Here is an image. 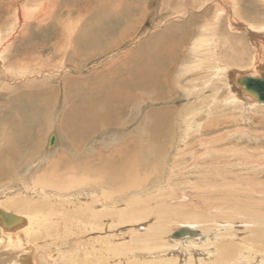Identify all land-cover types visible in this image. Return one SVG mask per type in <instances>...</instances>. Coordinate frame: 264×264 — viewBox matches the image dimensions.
I'll return each mask as SVG.
<instances>
[{
	"label": "rangeland",
	"instance_id": "rangeland-1",
	"mask_svg": "<svg viewBox=\"0 0 264 264\" xmlns=\"http://www.w3.org/2000/svg\"><path fill=\"white\" fill-rule=\"evenodd\" d=\"M166 1H171L170 5H172L171 8L173 9L179 0H134L133 3L137 5V9L134 11L130 8V13L133 14L131 15V21H129L130 25L128 27H122L123 29L119 26L121 30L114 29L111 33L112 35L107 36V40L103 41V51L98 54L95 47L99 42L96 40L97 43H95V41L90 43L85 42V47H81L83 46V44L80 43L81 33L85 30V27L89 26L88 24L93 19L91 22L92 24L97 17H102L104 19L115 18V15L111 14L112 11L107 13L106 7H103L105 4H108L109 7L118 4L116 5L117 15L124 14L127 11L125 7L133 4H127L126 0H0V43L6 39H8L6 42L10 40L6 45V49H0V62H3L4 65H10L14 63L15 60L18 61L21 58L20 61L24 62V64L31 65L30 62L32 63L35 61L34 58H36V56H41L43 54L39 57L44 61L43 63H48L50 66H52L51 63H57V67L59 66L57 70L61 69L60 65H64L65 63L64 68L71 70L67 74L63 72L58 74V71H56L54 74L57 79L55 76H52L54 80L51 78V75L47 73L53 72L51 69L43 71L39 76L35 75V72L38 70H34L33 73L32 71H28L27 73H22L19 77L10 76V78L4 70L6 67L3 68L1 65L2 63H0V83L7 81L8 78L10 79V86L3 82L2 84L4 86L2 85V87L5 88L2 89L5 91L2 89L0 91V130L2 131H0V149L3 147L2 150H4L0 151L3 152L2 157L7 153L5 151L8 148L6 142L10 141V138L19 141L21 145L25 143L21 150L23 158L22 166L18 169H14L12 174H5V180L0 183V201H2L5 206L11 207L10 209L15 213L39 219L40 224L38 225L40 229L37 232V236L33 237L34 241L29 244L42 251L44 250V253L47 252L48 255L52 257L48 260H51L53 264H221V262L227 264L231 259H234V263L229 262L228 264H259L261 260L264 259V256L261 257L262 254L264 255V220H256L257 218L255 215L256 210H258L261 211V218L264 217V118L262 119L264 111L261 109V111L257 112L260 105H262L260 107H264V103H257L251 101V99H244L241 95L240 87L237 86L236 89L232 86H236L234 82L235 74L237 75L239 73L243 76L258 77L261 73H255V69L251 68L252 64L250 62L249 66L246 68L228 67L227 71L229 73L226 69L222 71L220 67L217 68V65L210 61L216 58L214 56L215 53L209 54V57H207L210 63L204 64L200 60L201 65H203V71H196L193 69L195 60H197L196 58L194 59V46L196 45L194 40L201 42V37L205 36L204 34H206V36L215 35L216 39L219 38L218 48H220V50L218 49V55H222L219 54V52L222 51L224 58H221L220 61L223 63L231 60L232 57L231 54V57L227 54L231 41L228 45H225L224 48L222 47L229 39H233L235 45L238 44L237 50L235 51L238 55L243 45L248 48H254L253 44L259 42L260 49L257 50V57L260 58V60H258L256 64H260L261 62L262 65H264V52H261V40L264 41V0H242L239 5L234 4L233 1L227 3L225 0H209V2L207 0H196V2H194V0H186L185 6L188 7L187 10L190 11L191 8H194L196 12L200 11L202 10L201 7L206 3L207 5L205 6L211 7L206 11H202L205 12V14L201 17L206 18V15H208L206 20L210 19V21L214 23L219 19L218 22L216 21V24L212 22L213 27L204 29V32L202 31L204 27L202 22L201 24H199L198 21L189 23V18H186L187 16L175 17L174 11L171 13L172 15L170 13L169 15L165 14L166 7L164 3H166ZM127 2L131 3V0H127ZM220 6L221 8L225 7L226 12V14L225 12L222 14V17H220L219 12H217ZM256 8H261L262 12L260 10V12L257 13ZM235 10H240L241 12L237 13L236 17L234 14ZM140 12L142 17L138 15ZM192 15H194V13H192ZM126 20L127 19L122 20V22ZM220 20L222 21L221 23ZM237 20H241L244 24L240 25ZM37 22L39 24L36 26ZM231 23H233V25H231ZM27 24L28 26H26ZM246 26H253L254 28H249L247 33L245 31ZM237 27L240 28L238 29ZM258 27H260V31L255 33ZM168 29H176L177 31L174 34V37L176 35L175 39L168 38V40L165 41L169 47H167L165 51L162 50L164 53L161 54L162 57L166 56L165 58L167 61L169 60L168 65L164 69L163 67L161 69V72L167 69V72L161 77V86L165 88L162 95L154 100L152 99L154 96L151 91V95H146L147 92L143 90L142 96L145 97L144 99H150L148 101H143L141 99L140 101H142V104H140L137 109L135 96H138V94H132L129 101L130 106L126 107L121 117L122 119L118 120L119 123L116 120L114 122H109L110 119H106L107 115L103 112L100 115L106 119L105 122H108V125L105 123L108 126L107 128L104 127L105 124H103L102 127L101 121H98L100 126L96 125L95 127H91V121H89L90 123L83 124L81 129L83 136H79L81 139L78 137V139H70L69 132L64 129L65 122L63 123V121L66 120L63 119H66L68 112L77 104L74 100H82V95L71 99L69 91L67 92L65 89L66 83L73 80L79 83L83 81L89 82L91 83V91L88 89L89 92L86 93V99H88V96L102 99L105 95L102 96L101 91L104 92L105 87L100 85L99 82H96V76L98 75L99 78L103 76L102 78H105L104 76L106 74L109 75L113 70L116 71L119 70V68L121 69L120 65H125L126 60L129 64L134 62L139 66H146L143 64L145 62L147 63L146 57L142 59L140 57L138 58L135 56L136 54L134 52L138 50L144 42H148L149 40L157 41L156 36L159 34L160 38L165 40L166 37L164 39L161 32L168 31V33H172L171 30L169 31ZM200 30L204 34L200 32ZM88 32L89 31H86L84 35L89 36ZM249 34H256L259 36L249 39ZM29 36H31V39ZM181 36H183L182 39H184L183 42L185 43L183 45H180L182 39H177ZM56 37L60 41H58ZM23 38L30 41L26 42L27 40ZM50 38L55 41H52ZM65 38H70L69 40H71L70 43H72V45L68 43L69 40L68 42L65 41ZM78 40L79 42H77ZM64 41L67 44H65ZM20 42L26 44L22 45ZM31 42L35 43L32 44ZM61 42L64 43L61 45ZM28 43L30 44L28 45ZM78 43L79 45H77ZM55 45L58 47L56 48ZM101 45L102 39L99 48ZM79 48L84 49L80 50ZM56 49H60L61 52L59 53V50L57 51ZM152 49L153 47H147L144 49V52L148 50L147 53L149 52L148 54L151 55ZM67 50L72 55L71 59V55L69 59H67L69 64L66 63L65 59H62V57L65 58L63 53L64 51L66 53ZM77 51H83L87 55L85 56L83 52L81 53L82 56L80 54L78 55L75 53ZM8 52L9 56L5 58ZM20 54H23L22 56L24 58ZM58 55L60 57H58ZM154 55L153 53V58ZM75 56H77V59ZM50 57L53 60H51ZM183 69L185 71V74L183 73L184 77L180 75L179 72ZM77 71L83 72L82 75H79L81 73H77ZM253 72L256 75L253 74ZM172 73H174V77H176L177 80L175 79V85H171L169 91H167L168 85H166V83H168L169 78L173 76ZM215 73L217 75H214ZM26 74L29 75L26 77ZM123 76L126 77L127 75L123 74ZM43 79H45V82L41 81ZM138 79L139 78H134L133 81L137 82ZM25 80L27 82H25ZM32 82L38 84L34 83L32 85ZM14 84L18 85L16 86ZM47 86H54L56 88L55 91H51L53 95L51 96L52 101H50V104L51 102L53 103L50 105L51 109H49L47 115L41 114V117L36 119L37 121H35V124H38L37 126L33 125V128L32 124L34 122L31 121L28 116L34 114V109H36L35 106L30 104L26 105L24 102L20 101H10L17 96L22 97V99L26 101L28 100L27 98L33 100L34 97H40L39 94H41V91L50 88ZM32 87L35 90H32ZM24 88L27 89L25 90ZM207 89L209 90L207 91ZM72 90L78 92L74 88H72ZM37 92L39 93L35 96ZM156 92H158V89ZM30 94L34 97L30 96ZM62 94L64 95L62 96ZM62 97L67 100H63ZM234 97H236V99ZM233 100L234 102H231ZM216 101L221 102L222 105ZM244 101L246 102L244 103ZM60 102L62 103L60 104ZM213 103L216 104L213 105ZM36 105L38 104L36 103ZM212 105L217 108H213ZM209 107L212 109H209ZM13 108H15V110ZM134 108L136 109L134 110ZM168 108L171 109L172 112L168 113ZM17 110L22 112H18V115L16 112ZM156 110H160L161 112H156ZM119 111L120 108L116 113ZM121 111L123 112V107H121ZM149 113L153 116L149 117ZM156 113L164 114V117L161 120H156L155 124L156 126L158 124V126L154 129L153 121L157 116ZM24 116H27V119ZM22 117L23 120L26 119L25 125H27L22 128L23 130L20 129L19 124V120L22 119ZM166 117L169 118V123L165 125V130L164 127H162L163 130L159 131V126L165 121ZM192 117H195L194 120ZM189 118H191L193 122ZM244 118L245 120H243ZM28 119L30 122L27 121ZM93 119H96V116ZM3 121H10L13 125L17 124L18 130H16V127H14L13 130L15 135L12 136L11 132L8 134L9 129L3 131L4 129H2V126L5 123ZM71 121L75 123L74 127H77L78 124L82 122V119L79 117L77 119H71ZM51 123H53V126H51ZM199 125H203L202 128ZM38 126L40 129L37 134L36 128H38ZM26 127L29 131L26 129L28 133L25 132L23 136L22 132L26 131L24 130ZM188 129L190 131H188ZM33 130H36V139ZM149 130L150 132H148ZM203 130H206V132H203ZM197 132L200 133L197 134ZM207 132L209 135L205 136L204 134H207ZM148 133L152 135L154 143H157L159 140L164 141L165 138L170 139L173 136L171 146L165 150H160L161 147L164 149L167 146L166 141L162 145L160 142L159 146L148 144L151 140L149 136H147ZM30 134L33 135L31 136ZM52 135L56 136L57 142L53 147H50L49 143ZM193 136L197 139L193 138ZM30 137H33L35 139L34 141L37 140V145H41V149L39 147L40 150L35 152V154L34 152L32 154L29 152L34 142L33 138L31 140ZM23 138L27 142H25ZM176 138L179 140H175ZM180 140H182L181 143ZM79 141L82 144H80L81 146L79 145ZM195 142H198L197 146ZM182 143L191 144L192 150L188 148L189 145L185 146L182 145ZM178 146L181 147V152ZM119 148H122L120 149L121 151L118 150ZM114 149H116V152ZM127 151L128 153H126ZM120 156L122 157L120 158ZM99 157L102 159L112 158L113 162L112 164L100 165L101 159ZM56 160L57 163L59 162L58 165H60L61 168L56 169L54 175H41V178H38V176L42 174L43 171L46 172V170L50 168V164L56 162ZM154 160H156V162H154ZM1 161L2 159H0V162ZM2 165L6 168L9 167L4 164ZM84 166L87 170H85L86 168ZM0 167L2 166L0 165ZM2 170L5 172L6 169L4 168ZM2 170L0 169V172H2ZM7 170L9 169L7 168ZM129 171H131V173ZM20 172L22 173L20 174ZM114 173H116L115 177L112 176ZM17 174L19 177H17ZM121 174H124L123 179L119 177ZM36 175H38V180ZM218 175H220L218 179H213V176L217 177ZM34 178L37 181H34ZM139 181L142 184L139 183ZM199 181H201V183ZM135 184L137 189H135ZM239 185L244 188L241 190V188L238 187ZM123 189H128L129 192L127 193V191ZM236 189L238 193L240 192L239 194H242L241 196L235 191ZM227 196H229L230 199ZM234 196H237V199L242 201L238 202L237 200L239 204H234L235 206L230 205V201H234ZM243 196L246 198L244 199ZM253 199L256 201L258 209L252 204L254 209L252 213H248L246 210H243L245 209L243 204L245 202L252 203L251 201ZM187 200L189 202H187ZM197 203L199 205H197ZM221 203H225V205ZM207 208L209 209L207 210ZM185 218L188 219L185 220ZM166 219L169 221L166 222ZM170 219L172 221H170ZM254 223H257L255 224L257 227ZM160 225L163 226L159 232V236L155 237V228ZM185 225L186 227H191L192 230L199 231L201 237L202 235L204 236V238L200 237V242L198 241L199 243L197 245H193L198 250L189 243H184L185 246H183L184 244L182 242H173L171 240V232H174L179 226ZM163 227L166 229H163ZM136 228L140 231H137L138 229L135 230ZM209 230L211 232H208ZM218 236L224 237L225 239L227 236H232L231 240H223V242L219 240V243L229 244L230 242L232 246L235 245L237 253L235 252L233 257L226 254L224 255L226 260L223 261L217 260L216 257L212 260L211 258H206L207 249L212 248L209 250L210 253L213 249H217L218 243L215 239ZM103 238L104 240H102ZM257 239L258 242L255 241ZM3 242L7 243V240L4 237H0V251L4 250L1 249ZM258 244H260V246ZM249 248H251V254L247 251ZM202 249L203 251H201ZM152 250L153 253H151ZM189 251H191V255ZM238 251L242 252L239 253ZM254 252L259 258L254 255ZM147 253L152 254V256L141 257L142 254L144 255ZM172 254L173 256H170ZM247 255L249 257H247ZM28 256L29 253H26L25 257L28 258ZM201 256L202 258H200ZM245 259L247 260L244 261ZM7 261H9V257ZM212 261L214 262L212 263ZM37 263L43 264L40 260Z\"/></svg>",
	"mask_w": 264,
	"mask_h": 264
},
{
	"label": "bare ground",
	"instance_id": "bare-ground-1",
	"mask_svg": "<svg viewBox=\"0 0 264 264\" xmlns=\"http://www.w3.org/2000/svg\"><path fill=\"white\" fill-rule=\"evenodd\" d=\"M133 1L134 0H131V3H129V2H127V0H126V3L127 4H133V5H129L128 7H125V10L127 9V11L124 13V14H120V15H117L116 14V10H117V7H116V5H118V4H114V5H111L110 7H109V5L108 4H105L103 7H106V10H107V13H110L111 11H112V15L114 14L115 15V18H112V19H104V18H102V17H97V18H95L94 19V22L91 24V22L93 21V19L91 20V22L88 24L89 26H86L85 27V30L81 33L82 34V36H81V41H80V43H82L83 44V46H81V47H85V42H93V41H97V42H99L98 43V45L95 47L96 48V50H97V53L99 54V53H101L102 51H103V41H106L107 40V36H110V35H112L111 33H112V31L114 30V29H120V27L122 28H124V27H128L129 25H130V22L129 21H131V18H132V16L131 15H133L132 13H130V11L131 10H136L137 9V5H135L134 3H133ZM150 1V0H149ZM208 2H209V0H207ZM227 3H231L232 1L234 2V4H240L241 3V1L242 0H225ZM225 1H224V3H225ZM185 2H186V0H179L178 2H177V4H176V6L172 9L171 7H172V5H170V3H171V1H166V3H164V6L166 7V13L165 14H168L169 15V13L171 14V13H173V11H174V13H175V17L177 16V17H182V16H187L186 18H189V23H194V22H196V21H198L199 22V24H201V22L203 23V25H204V27L202 28L203 30V32H204V29H209V28H211V27H213V25H212V22L210 21V19H208V20H206L207 19V16L208 15H206V18L205 17H201V16H203L204 14H205V12H202V11H206L207 9H210L209 7H211V6H205V5H207L206 3H205V5L203 6V7H201V5H200V7L202 8V10H200V11H195L194 10V8H191V10L189 11V10H187V8L188 7H186L185 6ZM194 2H196V0H194ZM223 3V4H224ZM218 4V3H217ZM203 5V4H202ZM231 5V4H230ZM122 6V5H121ZM121 6H119V7H121ZM223 6V5H222ZM162 7V6H161ZM233 7V6H232ZM260 7V6H259ZM130 8H131V10H130ZM38 9V8H37ZM22 10V9H21ZM139 10V9H138ZM260 10H261V12H262V9L260 8V9H257L256 8V12L257 13H259L260 12ZM236 11V10H235ZM234 11V14H235V17L237 16V13H241L240 12V10H237L236 12ZM202 12V13H201ZM217 12H219V14H220V17H222V14L225 12V7H222L221 8V6L219 7V9H218V11ZM230 12H232V11H230ZM34 13V12H33ZM135 13V12H134ZM192 13H194V15H192ZM253 13H255V12H253ZM252 13V14H253ZM225 14H226V12H225ZM140 17H142V15H141V12L138 14ZM172 15V14H171ZM218 15V14H217ZM23 16V15H22ZM32 17V16H31ZM156 17V16H155ZM235 17H234V20H235ZM38 18V17H37ZM68 18V17H67ZM108 18V17H107ZM209 18V17H208ZM217 18V17H216ZM125 19H127L126 21H123L122 22V20H125ZM221 19V18H220ZM21 20V19H20ZM69 20V19H68ZM40 21V20H39ZM42 21V20H41ZM153 21V20H152ZM157 21V20H156ZM217 22L219 21V19L218 20H216ZM216 21H215V23L214 24H216ZM237 21H239L238 23L240 24V25H243L244 24V22H241V20H237ZM71 22V21H70ZM76 22V21H75ZM222 21L220 20V23H221ZM234 22V21H233ZM72 23V22H71ZM161 23V22H160ZM167 23V22H166ZM189 23H187V24H189ZM37 24H39L38 22L36 23V26H37ZM229 24V23H228ZM231 25H233V23H231ZM20 26V25H19ZM26 26H28V24L26 25ZM120 26V27H119ZM165 26H166V24H165ZM176 26V25H175ZM221 26V25H220ZM235 26V25H234ZM41 27V26H40ZM122 28V29H123ZM161 28V27H160ZM200 28V27H199ZM222 28H223V26H222ZM238 29L240 28V27H237ZM249 28H254L253 26L252 27H248V26H246V32H247V30L249 29ZM177 29V28H176ZM172 30V29H168L169 31L171 30V32L172 33H168V31H165V32H161V35H163L164 36V39H165V37H166V39L165 40H162V38H160V34L158 35V36H156L157 37V41H155V40H149L148 42H144L143 43V45H141L139 48H138V50H136L134 53L136 54L135 56L136 57H140L141 59L143 58V57H146V60H147V63L145 62V63H143L144 65H146V66H139V65H137V64H135L134 62L133 63H131V64H129L128 62H127V60H126V64L125 63H123V64H125V65H120V67H121V69L119 68V70H113L112 71V73H110L109 75L108 74H106L104 77L105 78H102L103 76H101V78H99L98 77V75L96 76V82L98 83H100V85H103L104 87H105V91L103 92V91H101V94H102V96L103 95H105L102 99H98V98H92V97H89L88 96V99H86V93H88L89 92V90L91 91V87H90V84L91 83H89V82H86V81H83V82H76V81H69V82H67L66 83V86H65V89H66V91L68 92L69 91V94H70V98L72 99V98H74V97H78V96H81L82 95V100H74V102H76L77 104H75V107L74 108H72L69 112H68V114H67V116H66V119H63V120H66V121H63V123L65 122V124H64V129L65 130H67L68 132H69V134H70V139L72 138V139H75V138H79V136H83L82 135V132H81V129H82V127H83V124L84 123H90L89 121H91V127H95L96 125H99L100 126V124H98V121H101L102 122V127H103V124H107L108 122L106 121L105 122V120L106 119H110V121L109 122H114L115 120L118 122V120L119 119H122L121 117L123 116V114H124V112H125V110H126V107L127 106H130V97H131V95L132 94H134V95H136L135 93H137L138 94V96H135V102L137 101V105H136V108L138 109V107L140 106V104H142V101H140L141 99L143 100V101H148L149 99H144L145 97H143L142 95H143V90L144 91H146L147 93H146V95H148V94H150L151 95V92L153 93L152 95L154 96L152 99H156L157 97H159V96H161L162 95V93L164 92V89L165 88H162V86H161V77H162V75L165 73V72H167V69H166V71H164V70H162V72H161V69H162V67H163V69L168 65V63H169V60L167 61L166 60V56H163L162 57V53H164V51L166 50V48L167 47H169V45H167L166 44V40H168V38H172V39H175L176 38V35H175V37H174V34L176 33V31L177 30ZM195 29V28H194ZM233 29V28H232ZM121 30V29H120ZM161 30H163V29H161ZM167 30V29H166ZM86 31H89L88 32V34H89V36H87V35H84L85 34V32ZM91 31V32H90ZM198 31V30H197ZM201 30H200V32H202ZM206 31V30H205ZM227 31V30H226ZM239 31V30H238ZM250 31V30H249ZM260 31V27H258L257 29H256V32L255 33H258ZM202 32V33H203ZM243 32H244V30H243ZM253 32V31H252ZM16 33V32H15ZM47 33V32H46ZM52 33H54V32H52ZM214 33H215V31H214ZM219 33V32H218ZM229 33V32H228ZM248 33V32H247ZM158 34V33H157ZM204 34V33H203ZM213 34V33H212ZM227 34V33H226ZM32 35H34V34H32ZM57 35V34H56ZM84 35V36H83ZM123 35V34H122ZM189 35V34H188ZM205 36H202L201 37V39H202V41L201 42H199L198 40H194L195 41V46H194V59L196 58L197 60H195V63H194V67H193V69L194 70H196V71H198V70H201V71H203V69H202V66L203 65H201V63H200V60H201V62L202 63H204V64H206V63H210V61H212V62H214L216 65H217V68H221V70L223 71V69L225 70L226 69V71H227V68L228 67H236V68H246L247 66H249V62L252 64V67L251 68H253V69H255L254 71H255V73H257L258 74V72H260L261 73V71L263 72V70H264V65H262V63L260 62V64H256L257 62H258V60H260V58H258L257 57V50L258 49H260V43L259 42H257L256 44L254 43L253 45H254V48H251V47H247V46H242V48H241V52H240V54L238 55V54H236L235 53V51L237 50V45H235L234 44V42H233V39L231 40V39H229L228 41H227V43L226 42H224V43H226V44H224V46H222L223 48L225 47V45H228L229 43H230V41H231V43H230V45H229V51L227 52V54H228V56L231 54L232 55V57H231V55H230V57H231V60H228V61H225L226 63H223V62H221L220 60H221V58H224V55H223V53H222V51H220L219 52V54H222V55H218V49L220 50V48H218V45H219V41L220 40H218L219 38H217L216 39V36L215 35H210V36H206V34H204ZM217 35V34H216ZM12 36V35H11ZM147 36V35H146ZM221 36V35H220ZM219 36V37H220ZM229 36H230V34H229ZM247 36H248V34H247ZM259 35H256V34H249V39H251V38H254V37H258ZM263 36V35H262ZM261 36V37H262ZM24 37V36H23ZM44 37V36H43ZM42 37V38H43ZM49 37V36H48ZM58 37V36H57ZM56 37V38H57ZM60 37V36H59ZM155 37V38H156ZM222 37V36H221ZM227 37V36H226ZM8 38V37H7ZM26 38V37H25ZM25 38H23V39H25ZM28 38V37H27ZM29 38L31 39V36H29ZM45 38V37H44ZM53 38V37H52ZM52 38H50L51 40H52ZM55 38V37H54ZM61 38V37H60ZM183 38V36H181V37H178L177 39L178 40H181ZM47 39V38H46ZM58 39V38H57ZM66 40L65 41H67L68 42V40L70 39H68V38H65ZM101 39H102V45H101V47L99 48V45L101 44ZM227 39V38H226ZM6 40H8V39H6ZM6 40H3L1 43H0V49L2 50L3 48H5L6 49V45H7V43L8 42H10V40L8 41V42H6ZM25 40H27V39H25ZM62 40H64V39H62ZM183 40L184 39H182V43L180 44V45H183V44H185L184 42H183ZM223 40V39H222ZM225 40V39H224ZM238 40V39H237ZM28 41H30V40H27L26 42H28ZM41 41V40H40ZM43 41H45V40H43ZM52 41H55V40H52ZM58 41H60L59 39H58ZM57 41V42H58ZM64 41V42H65ZM95 41V43H97ZM235 41V40H234ZM24 42V41H23ZM51 42V41H50ZM63 42V43H64ZM71 42V40H69V42L68 43H70ZM72 42H73V40H72ZM77 42H79V40L77 41ZM168 42V41H167ZM173 42V41H172ZM177 42V41H176ZM232 42H233V44H232ZM241 42H242V40H241ZM21 43V42H20ZM32 44L33 43H35V42H31ZM62 42H61V45L63 44ZM145 43H147V44H145ZM22 44V43H21ZM24 44V43H23ZM22 44V45H23ZM26 44V43H25ZM24 44V45H25ZM30 43H28V45H29ZM39 44V43H38ZM37 44V45H38ZM42 44H43V42H42ZM56 44V43H55ZM65 44H67L66 42H65ZM71 45H72V43H70ZM70 44H68V45H70ZM74 44V43H73ZM243 44V43H242ZM17 45V44H16ZM49 45V44H48ZM60 45V44H59ZM77 45H79V43L77 44ZM93 45V44H92ZM174 45V44H173ZM177 45V44H176ZM187 45V44H186ZM27 46V45H26ZM56 46V45H55ZM64 46V45H63ZM175 46V45H174ZM2 47V48H1ZM29 47V46H28ZM33 47H35V46H33ZM42 47V46H41ZM47 47V46H46ZM53 47V46H52ZM58 46H56V48H57ZM68 47V46H67ZM70 47V46H69ZM147 47H153V49H152V51H151V55L150 54H148L147 53V51L145 50V52H144V49L145 48H147ZM179 47V46H178ZM12 48V47H11ZM17 48H19V47H17ZM22 48H23V46H22ZM21 48V49H22ZM32 48V47H31ZM54 48V47H53ZM71 48H72V46H71ZM26 49V48H25ZM33 49V48H32ZM62 49V48H61ZM74 49V48H73ZM72 49V50H73ZM80 49V48H79ZM79 49H77V50H79ZM82 49H84V48H82ZM82 49H80V50H82ZM226 49V48H225ZM20 50V49H19ZM24 50V49H23ZM41 50V49H40ZM39 50V51H40ZM46 50V49H45ZM50 50V49H49ZM54 50V49H53ZM57 51L59 50V53L61 52L60 51V49H56ZM75 50V49H74ZM162 50H164V51H162ZM168 50V49H167ZM170 50H172V49H170ZM169 50V51H170ZM261 52H264V41L263 40H261ZM33 51V50H32ZM35 51V50H34ZM62 51H63V49H62ZM76 51V50H75ZM239 51V50H238ZM4 52V51H3ZM24 52V51H23ZM41 52V51H40ZM83 51H77V52H75V53H77L78 55L80 54L81 56H82V53ZM128 52V51H127ZM230 52V53H229ZM24 53H26V52H24ZM42 53H44V52H42ZM47 53V52H46ZM55 53V52H54ZM72 53V52H71ZM74 53V52H73ZM72 53V54H73ZM74 53V54H75ZM84 54H85V56L87 55L85 52H83ZM114 53V52H113ZM143 53H146V54H143ZM155 54L154 55V58H153V56H152V54ZM168 53V52H167ZM213 53H215V57L217 58H215L214 60H208L207 59V57H209V54H213ZM56 54V53H55ZM84 54H83V56H84ZM129 54H131V53H129ZM166 54V53H165ZM179 54V53H178ZM261 54V53H260ZM21 55V54H20ZM23 55V54H22ZM21 55V56H22ZM26 55H28V54H26ZM32 55V54H31ZM30 55V56H31ZM37 55H39V54H37ZM43 55V54H42ZM41 55V56H42ZM49 55V54H48ZM63 55L65 56V58H63L62 57V59H65V61H66V63H68L69 64V62H68V60L67 59H69V56L71 55L70 54V52L67 50V52L65 53V51H64V53H63ZM93 55V54H92ZM259 55V54H258ZM6 57L5 58H7V56H9V52L5 55ZM41 56H36V58H34V60L35 61H33L32 63L30 62V64L31 65H28V64H24V62H22V61H20V59L18 60V61H16L15 59V62L14 63H8V64H10V65H4L3 64V62H0V63H2L1 65L3 66V68L4 67H6V68H4V70H5V72H6V74H8L9 75V77L11 76V77H19L22 73H24V72H28V71H32V73L34 72V70H38L37 72H35V75H40L43 71H45V70H47V69H51V71L53 70V72H47L48 74H50L51 75V78H52V76H55L56 77V75L54 74L56 71H58L57 73L59 74L60 72H63V73H68V72H70L71 70H69V69H66V68H64V66H65V63H64V65H60V67H61V69H59V70H57V68L59 67H57V63H54V64H52L51 63V65L52 66H50V64H48V63H43L44 61L43 60H41L39 57H41ZM177 56V55H176ZM181 56V55H180ZM213 56V57H214ZM20 57V56H19ZM23 57V56H22ZM34 57V56H33ZM58 57H60L59 55H58ZM71 57H72V55L70 56V59H71ZM74 57V56H73ZM76 57V59H77V56H75ZM24 58V57H23ZM25 58H26V56H25ZM32 58V57H31ZM51 58V57H50ZM131 58V57H130ZM28 59V58H27ZM26 59V60H27ZM57 59V58H56ZM75 59V58H74ZM78 59H79V57H78ZM83 59V58H82ZM122 59V58H121ZM137 59V58H136ZM193 59V60H194ZM6 60H8V59H6ZM23 60V59H22ZM25 60V59H24ZM31 60V59H30ZM48 60H49V58H48ZM51 60H53L52 58H51ZM61 60V59H60ZM59 60V61H60ZM73 60V59H72ZM125 60V59H124ZM131 60V59H130ZM145 60V59H144ZM178 60V59H177ZM3 61V60H2ZM55 61V60H54ZM74 61H77V60H74ZM137 61V60H136ZM183 61V60H182ZM264 61V60H263ZM9 62H11V61H9ZM46 62V61H45ZM52 62V61H51ZM124 62V61H123ZM149 62V63H148ZM77 63V62H76ZM121 63V62H120ZM137 63H138V61H137ZM46 64H48V65H46ZM139 64V63H138ZM44 65H46V66H44ZM79 65V64H78ZM117 65V64H116ZM147 65H149V66H147ZM261 65V66H260ZM208 66V65H207ZM213 66V65H212ZM29 67H32V68H29ZM116 67V66H115ZM214 67V66H213ZM80 68V67H79ZM117 68V67H116ZM251 68H250V70H251ZM118 69V68H117ZM145 70V71H144ZM106 71V70H105ZM110 71V70H109ZM195 71V72H196ZM111 72V71H110ZM144 72V73H143ZM173 72V71H172ZM180 72V75H182L183 76V73L185 72L184 71V69L183 70H181V71H179ZM193 72V71H192ZM228 72V71H227ZM226 72V73H227ZM233 72V71H232ZM240 72V71H239ZM246 72V71H245ZM250 72H252V71H250ZM56 73V74H57ZM77 73H81V74H79V75H82V73L83 72H78L77 71ZM169 73V72H168ZM188 73H189V70H188ZM194 73V72H193ZM221 73V72H220ZM225 73V72H224ZM229 73V72H228ZM254 72H253V74H255ZM98 74H102V73H98ZM105 74V73H104ZM123 74L125 75H127L126 77H124L123 76ZM167 74V73H166ZM173 74V76H171L170 78H169V80H168V83H166V85H168V88H167V91H169V88L171 87V85H175L174 84V81H175V79H176V77H174V73H172ZM185 74V73H184ZM245 74V73H244ZM29 74H26L25 76L27 77ZM63 75V74H62ZM192 75H194V74H192ZM214 75H217L216 73L214 74ZM256 75V74H255ZM24 76V77H25ZM59 76V75H58ZM94 76V75H93ZM179 76V75H178ZM196 76V75H195ZM260 76V75H259ZM10 77V78H11ZM47 77V76H46ZM61 77V76H60ZM184 77V76H183ZM182 77V78H183ZM241 77H243V75H240L239 73L236 75L235 74V78H234V82H235V85L236 86H234V85H232L233 87H237V80L238 79H240ZM251 77H253V76H251ZM43 78V77H42ZM62 78V77H61ZM60 78V79H61ZM134 78H139L138 79V81L137 82H135V81H133V79ZM177 78H179V77H177ZM180 78H181V76H180ZM231 78V77H230ZM30 79V78H29ZM41 79V78H40ZM53 80H54V78H52ZM56 79H57V77H56ZM229 79V78H228ZM0 80H1V76H0ZM24 80V79H23ZM32 80V79H31ZM37 80V79H36ZM64 80V79H63ZM95 80V79H94ZM177 80V79H176ZM179 80V79H178ZM182 80V79H181ZM30 81V80H29ZM41 81H44L45 82V79H43V80H41ZM49 81V80H48ZM47 81V82H48ZM59 81V80H58ZM183 81V80H182ZM181 81V82H182ZM233 81V80H232ZM5 84H8L9 86H10V79L8 78L7 79V81H3ZM3 82H1L0 83V91H1V89L2 88H5V87H2V83ZM24 82V81H23ZM25 82H27L26 80H25ZM50 82V81H49ZM54 82V81H53ZM65 82V81H64ZM180 82V83H181ZM233 82V83H234ZM18 83V82H17ZM29 83V82H28ZM35 84H38V83H36V82H34ZM33 82H32V85L34 84ZM40 83V82H39ZM43 83V82H42ZM179 83V82H178ZM231 83V82H230ZM48 84V83H47ZM51 84V83H50ZM53 84V83H52ZM165 84V83H164ZM177 84V83H176ZM14 85H18V84H14ZM22 85V84H21ZM24 85V84H23ZM26 85V84H25ZM61 85V84H60ZM163 85V84H162ZM231 85V84H230ZM4 86V85H3ZM35 86H37V85H35ZM54 86H56V85H54ZM51 87V86H47V87H50V88H46L47 90H43V91H41L40 93L41 94H39V96L40 97H36L37 98V100H36V98L33 96V95H31V94H34V93H31L30 94V96H33L34 97V99L33 100H29V98H27L28 100V102L25 100V99H22V97H20V96H17L15 99H13V100H11L10 102H12V101H15V102H24L26 105L27 104H30V105H33V106H35V108L36 109H34V114H32V115H30V116H28V118L31 120V121H33L34 123L32 124V127H33V125H36L37 126V124H35V121H37L36 119L38 118V117H41V114H45V115H47V113H48V111H49V109H51V104L53 103V102H51V104H50V101H52V99H51V96L53 95V92H51L52 90H56V88L55 87ZM87 86H88V88H87ZM112 86V87H111ZM8 87V86H7ZM6 87V88H7ZM20 87V86H19ZM25 87V86H24ZM27 87V86H26ZM42 87V86H41ZM150 87V88H149ZM155 87H158V88H155ZM14 88V87H13ZM18 88V87H17ZM16 88V89H17ZM23 88V87H22ZM21 88V89H22ZM29 88V87H28ZM62 88H63V86H62ZM72 88H74L76 91H78V92H75V91H73L72 90ZM234 88V89H235ZM20 89V90H21ZM25 89V88H24ZM27 89V88H26ZM25 89V90H26ZM34 88L32 87V90H33ZM38 89L40 90V88L38 87ZM41 89H44V88H41ZM58 89H59V87H58ZM64 89V88H63ZM89 89V90H88ZM92 89H93V86H92ZM157 89H158V92H156L157 91ZM195 89V88H194ZM237 89V88H236ZM239 89V88H238ZM3 90V89H2ZM24 90V91H25ZM30 90V89H29ZM35 90V89H34ZM209 89H207V91H208ZM3 91H5V90H3ZM2 91V92H3ZM61 91H63V90H61ZM98 91V90H97ZM149 91V92H148ZM151 91V92H150ZM166 91V92H167ZM206 91V92H207ZM220 91V90H219ZM26 92V91H25ZM34 92V91H33ZM156 92V93H155ZM218 92V91H217ZM221 92V91H220ZM233 92H234V90H233ZM16 93H17V91H16ZM22 94H24V95H26L25 93H23V92H21ZM39 92H37L36 94H35V96L38 94ZM52 93V94H51ZM56 93V92H55ZM61 93V92H60ZM63 93V92H62ZM97 93V92H96ZM219 93V92H218ZM3 94V93H2ZM28 94V93H27ZM232 94V93H231ZM17 95V94H16ZM19 95H21V94H19ZM64 94H62V96H63ZM92 95V94H91ZM189 95H191V94H189ZM23 96V95H22ZM26 96H28V95H26ZM29 96V97H30ZM43 96H46V97H43ZM55 96V95H54ZM93 96V95H92ZM232 96V95H231ZM15 97V96H14ZM25 97V96H24ZM23 97V98H24ZM32 97V98H33ZM97 97H98V95H97ZM233 97V96H232ZM43 98V99H42ZM54 98V97H53ZM228 98H230V97H228ZM235 99H236V97H234ZM241 98V97H240ZM244 99H248V100H250V98L248 97V98H245V97H243ZM11 99V98H10ZM38 99H40V100H38ZM62 99H63V97H62ZM77 99V98H76ZM79 99V98H78ZM63 100H65V99H63ZM67 100V99H66ZM65 100V101H66ZM133 100V99H132ZM131 100V101H132ZM139 100V101H138ZM230 100V99H229ZM237 100H239V101H241L240 99H237ZM38 101H39V103H38ZM54 101V100H53ZM79 101V102H78ZM243 101V100H242ZM252 101V100H251ZM59 102V101H58ZM68 102H69V100H68ZM134 102V101H133ZM139 102V103H138ZM141 102V103H140ZM211 102V101H210ZM209 102V103H210ZM217 102V101H216ZM224 102H225V100H224ZM230 102V101H229ZM231 102H234V100L233 101H231ZM230 102V103H231ZM235 102H236V100H235ZM246 101H244V103H245ZM36 103L38 104V105H36ZM62 102H60V104H61ZM144 103V102H143ZM146 103V102H145ZM217 103H220L221 105H222V103L221 102H217ZM16 104V103H15ZM66 104V103H65ZM210 104H212V103H210ZM216 103H213V105H215ZM232 104V103H231ZM235 104V103H234ZM257 104V103H256ZM9 105V104H8ZM7 105V106H8ZM23 105V104H22ZM58 105V104H57ZM212 105V106H213ZM241 105V104H240ZM248 105H250V104H248ZM259 105V104H258ZM13 106V105H12ZM11 106V107H12ZM194 106V105H193ZM210 106V105H209ZM242 106V105H241ZM246 106H247V103H246ZM260 106H262V105H260ZM259 106V110H258V108H257V112H259V111H261V109L264 111V107L262 108V107H260ZM14 107V106H13ZM21 107V106H20ZM22 107H25V106H22ZM29 107V106H28ZM66 107V106H65ZM69 107H70V105H69ZM121 107H123V112L121 111ZM135 107V106H134ZM159 107V106H158ZM215 106H213V108H214ZM227 107H228V104H227ZM233 107H235V106H233ZM244 107V106H243ZM257 107V106H256ZM16 108V107H15ZM15 108H13L14 110H15ZM27 108V107H26ZM120 108V111L118 112V113H116L117 112V110ZM129 108H131V107H129ZM136 108H134V110L136 109ZM160 108V107H159ZM217 107H215V109H216ZM12 109V108H11ZM33 109V108H32ZM66 109V108H65ZM133 109V108H132ZM161 109H162V107H161ZM209 109H212L211 107H209ZM13 110V111H14ZM165 110H167V109H165ZM5 111V110H4ZM3 111V112H4ZM7 111V110H6ZM12 111V112H13ZM27 112H29L28 110H26ZM25 111V112H26ZM30 111H32V110H30ZM158 111H160V110H158ZM157 110H156V112H158ZM163 111H164V109H163ZM17 112V114H18V112H20V111H16ZM22 112V111H21ZM20 112V113H21ZM55 112V111H54ZM53 112V113H54ZM103 112H105L106 113V115H107V117H106V119H104L100 114L101 113H103ZM161 112V111H160ZM170 112H172V110L171 109H169L168 108V113H170ZM14 113V112H13ZM65 113V112H64ZM63 113V114H64ZM186 113V112H185ZM3 114V113H2ZM1 114V115H2ZM6 114H7V112H6ZM30 114V113H29ZM157 114V113H156ZM173 114V113H172ZM4 115V114H3ZM11 115V114H10ZM19 115V114H18ZM26 115H27V113H26ZM167 115V114H166ZM185 115V114H184ZM187 115V114H186ZM214 115V114H213ZM64 116V115H63ZM96 116V119H93L94 117ZM148 116L149 117H151V116H153L151 113H149L148 114ZM188 116V115H187ZM186 116V117H187ZM9 117V116H8ZM12 117V116H11ZM16 117V116H15ZM14 117V118H15ZM25 117V116H24ZM27 117V116H26ZM25 117V118H26ZM54 117V116H53ZM79 117H81V119H82V122L81 123H79L78 124V126L77 127H74V124L75 123H73L72 121H71V119H77V118H79ZM164 117V114H157V116H156V118L154 119V121H153V128L155 129V128H157V126H158V124H157V126H156V124H155V122H156V120H161L162 118ZM10 118V117H9ZM13 118V119H14ZM17 118V117H16ZM64 118V117H63ZM145 118V117H144ZM195 118V117H194ZM194 118L192 117V119L194 120ZM264 118V113H263V116H262V119ZM27 119V118H26ZM25 119V120H26ZM27 120L28 122H30V120ZM41 119V118H40ZM39 119V120H40ZM43 119V118H42ZM182 119V118H181ZM189 119H191V118H189ZM191 119V120H192ZM204 119V118H203ZM202 119V120H203ZM231 119V118H230ZM16 120V119H15ZM14 120V121H15ZM18 120H19V118H18ZM25 120H23V117H22V119H20L19 120V124H20V129H22L23 127H25V126H27V125H25ZM183 120V119H182ZM188 120V119H187ZM193 120H192V122H193ZM232 120H233V118H232ZM231 120V121H232ZM235 120V119H234ZM243 120H245V118L243 119ZM24 121V122H23ZM3 122H5L4 124H3V126H2V129H4L3 131H5L6 129H9L8 130V134H10L9 132H11V134H12V136L13 135H15L14 133H13V130H14V127H16V130H18L17 128H18V126H17V124H14L13 125V123H11L10 121H3ZM187 122V121H186ZM189 122V121H188ZM203 122V121H202ZM233 122V121H232ZM16 123H17V121H16ZM119 123V122H118ZM169 123V118L168 117H166V119H165V121L163 122V123H161L160 124V126H159V131H162L163 129H162V127H164V130L166 129L165 128V125L166 124H168ZM182 123V122H181ZM55 124V123H54ZM104 125V127L105 128H107L108 126V124L107 125ZM189 124V123H188ZM61 125H62V123H61ZM51 126H53V123H51ZM109 126H111V125H109ZM199 126H201V128H202V126L203 125H199ZM56 127V126H55ZM112 127V126H111ZM34 128V127H33ZM58 128V127H57ZM27 129V127L24 129V130H26ZM39 129H40V127L38 126V128H36V130H37V132H36V130H33V132H34V137H35V132L38 134V132H39ZM54 129V128H53ZM56 129V128H55ZM23 130V129H22ZM28 130V129H27ZM24 131V132H22L23 133V136H24V134H25V132H27L28 133V131ZM158 130V129H157ZM1 131V130H0ZM188 131H190L189 129H188ZM193 131V130H192ZM2 132V131H1ZM31 132H32V130H31ZM148 132H150V130L148 131ZM203 132H206V130H203ZM27 133H26V135H27ZM54 133V132H53ZM198 133H200V132H197V134ZM4 134V133H3ZM7 134V133H6ZM7 134V135H8ZM19 134H21L20 132H19ZM18 134V135H19ZM185 134V133H184ZM17 135V134H16ZM31 135V134H30ZM33 135V134H32ZM31 135V136H32ZM200 135V134H199ZM205 136L206 135H209V133L207 132V134L205 133L204 134ZM21 136H22V134H21ZM28 136H29V134H28ZM137 136V135H136ZM147 136H149V138L151 139L150 141H149V143L148 144H153V146H159V143L162 145V144H164L165 143V141H166V143H167V146L163 149V147H161L160 148V150H165L166 148H168L169 146H171V141H173V136L170 138V139H166L165 138V140L163 141V140H159L157 143H154V141L152 140V135H150L149 133L147 134ZM19 137H20V135H19ZM183 137V136H182ZM182 137H181V139H182ZM9 138V137H8ZM13 138V137H12ZM25 138V137H24ZM23 138V139H24ZM31 138V137H30ZM33 138V137H32ZM32 138H31V140H32ZM77 138V139H78ZM193 138H195V139H197L196 137H194L193 136ZM201 138V137H200ZM258 138V137H257ZM6 139V138H5ZM14 139V138H13ZM13 139H9L10 141H7L6 143V146H8V148L5 150L7 153H6V155L4 154V156L2 157V154H3V152H0V159H2V161L0 162V165L2 166V167H0V169L2 170V169H6L5 170V172H4V170H2V172H0V183H1V181H3V180H5V178H3L4 176H5V174H12V172H13V170L14 169H18V168H20L21 166H22V155H21V150H22V147L24 146L23 144H25V143H23L22 145L20 144V142L19 141H17V140H13ZM35 139H36V137H35ZM34 138H33V141L35 140ZM79 139H81V138H79ZM203 139V138H202ZM13 140V141H12ZM21 140H22V138H21ZM20 140V141H21ZM94 140V139H93ZM175 140H179V139H175ZM201 140V139H200ZM24 141H25V139H24ZM37 141V140H36ZM36 141H34L33 142V144L31 145V147H30V150H29V152L32 154V152L34 151V154H35V152H37L38 150H40L41 149V145L39 146V144L37 145L36 144ZM75 141V140H74ZM88 141V140H87ZM181 141L182 140H180V143H181ZM261 141V140H260ZM5 142V141H4ZM19 142V143H18ZM25 142H27V141H25ZM38 142H39V140H38ZM57 142V139L55 140V143ZM82 142V141H81ZM130 142V141H129ZM133 142V141H132ZM194 142V141H193ZM192 142V143H193ZM40 143V142H39ZM54 143V144H55ZM122 143V142H121ZM203 143V142H202ZM28 144V143H27ZM30 144V143H29ZM81 143H80V141H79V145H80ZM124 144V143H123ZM126 144V143H125ZM131 144H133V143H131ZM172 144H173V142H172ZM197 144H198V142H195V145L197 146ZM199 144H200V142H199ZM82 145V144H81ZM80 145V146H81ZM182 145H185V146H188V148H190V150H192V148H191V144H189V143H182ZM182 145H180V146H182ZM26 146V145H25ZM30 146V145H29ZM70 146V145H69ZM113 146V145H112ZM124 146V145H123ZM128 146H129V144H128ZM180 146H178V149H179V151L181 152V147ZM39 147H40V149H39ZM53 147V146H52ZM55 147V146H54ZM84 147V146H83ZM82 147V148H83ZM121 147V146H120ZM125 147H126V145H125ZM3 148V147H2ZM2 148L0 149V151L2 150ZM29 149V148H28ZM84 149V148H83ZM120 149H122V148H119L118 150H120ZM125 149V148H124ZM145 149V148H144ZM212 149V148H211ZM215 149V148H214ZM24 150V149H23ZM27 150V149H26ZM25 150V151H26ZM174 150V149H173ZM2 151H4V150H2ZM83 151V150H82ZM114 151L116 152V149H114ZM121 151V150H120ZM126 151V150H125ZM24 152V151H23ZM124 152V151H123ZM129 152H130V150H129ZM25 153V152H24ZM27 153V152H26ZM122 153V152H121ZM126 153H128V151L126 152ZM115 154V153H114ZM123 154V153H122ZM24 155V154H23ZM37 155V154H36ZM189 155V154H188ZM56 156H58V155H56ZM97 156H98V153H97ZM63 157V156H62ZM115 157H116V155H115ZM122 156H120V158H121ZM137 157V156H136ZM34 158V157H33ZM56 158V157H55ZM58 158V157H57ZM100 158V157H99ZM109 158V157H108ZM127 158V157H126ZM93 159V158H92ZM101 159V161H100V165H107V164H112V162H113V160H112V158H110V159H102V158H100ZM133 159V158H132ZM55 160V159H54ZM121 160V159H120ZM63 161V160H62ZM29 162V161H28ZM115 162V161H114ZM116 162H119V161H116ZM125 162V161H124ZM154 162H156V160H154ZM226 162V161H225ZM62 163V162H61ZM65 163V162H64ZM83 163V162H82ZM81 163V164H82ZM2 164H4V165H7V166H9V167H7L9 170H7V168L6 167H4ZM59 164V162L57 163V160H56V162H52L51 164H50V168L48 169V170H46V172H44L43 171V173H45V174H40L39 176L38 175H36V178H37V176H38V178L40 177L41 178V175H49V176H51V175H54V171L56 170V169H59V168H61V166L60 165H58ZM89 164V163H88ZM96 164V163H95ZM84 165V164H83ZM126 165V164H125ZM209 165H211V164H209ZM65 166V165H64ZM123 166V165H122ZM155 166V165H154ZM231 166V165H230ZM68 167V166H67ZM85 167V166H84ZM117 167V166H116ZM139 167V166H138ZM226 167V166H225ZM229 167V166H228ZM66 168V167H65ZM86 168V167H85ZM119 168V167H118ZM117 168V169H118ZM155 168H156V166H155ZM200 168V167H199ZM68 169V168H67ZM159 169V168H158ZM20 170V169H19ZM84 170V169H83ZM82 170V171H83ZM85 170H87V168L85 169ZM98 170V169H97ZM96 170V171H97ZM100 170V169H99ZM113 170V169H112ZM7 171H9V172H7ZM62 171V170H61ZM66 171H68V170H66ZM102 171V170H101ZM111 171V170H110ZM60 172V171H59ZM130 173H131V171H129ZM22 172H20V174H21ZM61 173V172H60ZM62 173H65V172H62ZM168 173V172H167ZM18 174H19V172H18ZM18 174H17V177H19L18 176ZM58 174V173H57ZM125 174V173H124ZM124 174H121V175H119V177L121 178V179H123L124 177H123V175ZM169 174V173H168ZM68 175V174H67ZM115 175H116V173H114V174H112V176L113 177H115ZM211 176V175H210ZM220 175H218L217 177L216 176H213V179H218V177H219ZM224 176V175H223ZM66 177V176H65ZM207 177V176H206ZM221 177H222V175H221ZM3 178V179H2ZM38 178H37V180H38ZM52 178V177H51ZM62 178V177H61ZM169 178V177H168ZM56 179V178H55ZM202 179H204V178H202ZM34 181H37L35 178L33 179ZM45 180V179H44ZM209 180V179H208ZM116 182H117V180H116ZM200 183H201V181H199ZM129 183H132V182H129ZM134 183H135V181H134ZM139 183H141L140 181H139ZM139 183H137V184H139ZM37 184V183H36ZM41 184V183H40ZM42 184H45V183H42ZM142 184V183H141ZM10 185V184H9ZM12 185V184H11ZM132 185H134V184H132ZM107 186V185H106ZM215 186V185H214ZM236 186V185H235ZM51 187H53V186H51ZM218 187V186H217ZM238 187H240L241 188V190L244 188L243 186H241V185H239ZM237 187V188H238ZM240 188H238V189H240ZM65 189V188H64ZM135 189H137V187H136V184H135ZM234 189V188H233ZM123 190H125V191H127V193L129 192V190L128 189H123ZM240 190V191H241ZM246 190H248V189H246ZM138 191V190H137ZM237 193H238V190L236 189L235 190ZM118 192V191H117ZM44 193V192H43ZM42 193V194H43ZM240 193V192H239ZM238 193V194H239ZM246 193V192H245ZM249 194V193H248ZM240 196L242 195V194H239ZM260 195V194H259ZM202 196V195H201ZM224 196V195H223ZM238 196V195H237ZM237 196H234L235 198L233 199L234 201H230V205H236V204H239L238 202H242V201H239L238 199H237ZM239 196V197H240ZM249 196V195H248ZM252 196V195H251ZM196 197V196H195ZM227 197H229V196H227ZM253 197V196H252ZM251 197V198H252ZM187 198V197H186ZM216 198V197H215ZM243 198L245 199L246 197H244L243 196ZM229 199H230V197H229ZM232 199V198H231ZM249 199V198H248ZM247 199V200H248ZM237 200H238V202H237ZM246 200V201H247ZM245 201V200H244ZM251 201V200H250ZM254 201V202H253ZM187 202H189L188 200H187ZM202 202V201H201ZM252 203H250V202H245L244 204H243V207H245V209H243V210H246L248 213H252V211H253V209H254V207L256 208V209H258L257 208V205H256V201L253 199L252 201H251ZM161 203V202H160ZM190 204V203H189ZM203 204V203H202ZM201 204V205H202ZM221 204H224L225 205V203H221ZM220 204V205H221ZM252 204H254V207L252 206ZM7 205V204H6ZM197 205H199L198 203H197ZM234 205V206H235ZM11 206V205H10ZM165 207V206H164ZM196 207V206H195ZM198 207V206H197ZM208 207V206H207ZM213 207V206H212ZM11 207H7V206H5L3 203H2V201H0V231H2V232H0L1 233V235H0V237H4L6 240H7V243L6 242H3V245H2V247H1V249H4V250H2V251H0V264H38L37 262L40 260V261H42V263L43 264H53V262H51V260H48V259H50V258H52L50 255H48V253L46 252V253H44L41 249H39V248H35V247H33L31 244H29L30 242H32V241H34V239H33V237H35V236H37V232L39 231V229H40V226L38 225V224H40V221H39V219H34L35 217H32V216H24V215H22V214H18V213H15V212H13L12 211V209H10ZM201 208H202V206H201ZM117 209H119V208H117ZM162 209V208H161ZM168 209V208H167ZM209 208H207V210H208ZM230 209V208H229ZM37 210V209H36ZM216 210V209H215ZM165 211H166V209H165ZM236 211V210H235ZM163 212V211H162ZM169 212V211H168ZM191 212V211H190ZM200 212V211H199ZM203 212V211H202ZM45 213V212H44ZM47 213V212H46ZM156 214H157V212H156ZM192 214H193V212H192ZM220 214V213H219ZM238 214V213H237ZM240 214V213H239ZM199 215V214H198ZM231 215H232V213H231ZM255 215H256V220H259V221H261L262 219L264 220V217H262L261 218V211H258V210H256V213H255ZM166 216V215H165ZM249 216V215H248ZM252 216V215H251ZM163 217H164V215H163ZM190 217H191V214H190ZM200 217H201V214H200ZM199 217V218H200ZM218 217V216H217ZM221 217V216H220ZM225 217V216H224ZM228 217V216H227ZM254 217V216H253ZM158 218H161V217H158ZM157 218V219H158ZM193 218V217H192ZM191 218V219H192ZM196 218H198V217H196ZM202 218V217H201ZM234 218H235V215H234ZM251 218V217H250ZM59 219V218H58ZM156 219V220H157ZM162 219V218H161ZM186 219H188V218H185V220ZM221 219V218H220ZM254 219H255V217H254ZM254 219H252V220H254ZM167 220V219H166ZM190 220V219H189ZM192 220H194V219H192ZM251 220V221H252ZM163 221V220H162ZM169 220H167L166 222H168ZM170 221H172L171 219H170ZM191 221V220H190ZM195 221V220H194ZM203 221H205V220H203ZM202 221V222H203ZM241 221H242V218H241ZM244 221V220H243ZM123 222V221H122ZM146 222V221H145ZM164 222V221H163ZM186 222V221H185ZM209 222V221H208ZM227 222H228V220H227ZM256 222V221H255ZM264 222V221H263ZM44 223V222H43ZM75 223V222H74ZM148 223V222H147ZM161 223V222H160ZM176 223V222H175ZM218 223V222H217ZM253 223V222H252ZM149 224V223H148ZM168 224V223H167ZM171 224V223H170ZM199 224V223H198ZM255 224H257V223H254V225ZM62 225V224H61ZM165 225V224H164ZM192 225V224H191ZM162 226L163 225H160L159 227H157V228H155V230H156V233H155V237H158L159 236V232L161 231V228H162ZM175 226V225H174ZM204 226H206V225H204ZM244 226V225H243ZM243 226H241V227H243ZM256 226V225H255ZM82 227V226H81ZM143 227V226H142ZM166 227V226H165ZM165 227H163V229H166ZM171 227V226H170ZM192 227H194V226H192ZM236 227V226H235ZM257 227V226H256ZM255 227V228H256ZM206 228V227H205ZM215 228V227H214ZM262 228V227H261ZM264 228V227H263ZM138 228H136L135 230H137ZM145 229V228H144ZM203 229V228H202ZM34 230V231H33ZM91 230V229H90ZM180 230H187V231H190V232H192V234H186V235H183V236H181V237H174V235H175V233H177L178 231H180ZM258 230H259V228H258ZM262 230V229H261ZM137 231H140L139 229L137 230ZM147 231H148V228H147ZM204 231V230H203ZM235 231V230H234ZM189 232V233H190ZM208 232H211L210 230L208 231ZM215 232V231H214ZM142 233V232H141ZM206 234H208V233H206ZM219 234V233H218ZM170 235V234H169ZM250 235V234H249ZM248 235V236H249ZM255 235V234H254ZM93 236V235H92ZM141 236V235H140ZM129 237V236H128ZM128 237H126V238H128ZM131 237V236H130ZM134 237V236H133ZM152 237V236H151ZM170 237H172L171 238V240L173 241V242H182L183 244L184 243H189L191 246H193V245H197L199 242H200V237H201V234L199 233V231H197V230H192V228L191 227H186V225L185 226H179L174 232H171V236ZM245 237V236H244ZM256 237H257V235H256ZM102 238V237H101ZM201 238H204V236L202 235V237ZM259 240H260V238L259 237H257ZM36 239V238H35ZM149 239V238H148ZM155 239V238H154ZM153 239V240H154ZM214 239V238H213ZM232 239V236H227L226 237V239L224 238V237H221V236H218V237H216V239H215V241H217V243H218V246L216 247L217 249H213V251L210 253V249H212V248H210V249H207L206 250V258L207 259H209V258H211V260L214 258V257H216L217 258V260H219V261H223V260H226L225 258H224V255H226V254H228V255H230V256H234L235 255V252L237 251L236 250V247H235V245L234 246H232L231 244H230V242H229V244H223V243H219V240H222V242H223V240H231ZM256 239V238H255ZM258 239L257 240H255V241H257L258 242ZM102 240H104V238L102 239ZM134 240V239H133ZM237 240V239H236ZM99 241V240H98ZM101 241V240H100ZM110 241V240H109ZM199 241V242H198ZM81 242V241H80ZM150 242V241H149ZM202 242V241H201ZM224 243H226V242H224ZM256 243V242H255ZM151 244V243H150ZM212 244V243H211ZM238 244V243H237ZM247 244V243H246ZM176 245H177V243H176ZM207 245V244H206ZM240 245V244H239ZM259 246H260V244H258ZM35 246V245H34ZM95 246V245H94ZM175 246V245H174ZM183 246H185V244L183 245ZM183 246H180V247H183ZM199 246V245H198ZM241 246V245H240ZM253 246V245H252ZM255 246V245H254ZM39 247V246H38ZM56 247V246H55ZM152 247V246H151ZM173 247V246H172ZM193 247H195V246H193ZM201 247H203V246H201ZM212 247H213V245H212ZM196 248V247H195ZM194 248V249H195ZM214 248H215V246H214ZM56 249V248H55ZM171 249V248H170ZM197 249V248H196ZM242 249V248H241ZM27 250H28V252H27ZM98 250H100V249H98ZM180 250V249H179ZM198 250V249H197ZM200 250V249H199ZM243 250H245V249H243ZM250 250H251V248H249V249H247V251L249 252V254H251L250 253ZM253 250V249H252ZM50 251V250H49ZM53 251H55V250H53ZM100 251H102V250H100ZM156 251V250H155ZM182 251V250H181ZM195 252H198V251H196V250H194ZM201 251H203V249L201 250ZM205 251V250H204ZM239 252V251H238ZM240 252H242V251H240ZM239 252V253H240ZM246 252V251H245ZM244 252V253H245ZM253 252V251H252ZM255 252H257V251H255ZM254 252V255L256 254ZM26 253H29V256H28V258L27 257H25V254ZM39 253V254H38ZM136 253V252H135ZM151 253H153V250H152V252ZM171 253V252H170ZM174 253V252H173ZM188 253V252H187ZM189 253H190V255H191V251H189ZM237 253V252H236ZM247 253V252H246ZM159 254V253H158ZM177 254V253H176ZM176 254H174V255H176ZM181 254V253H180ZM179 254V255H180ZM243 254V253H242ZM248 254V253H247ZM57 255V254H56ZM55 255V256H56ZM125 255V254H124ZM160 255V254H159ZM167 255V254H166ZM178 255V256H179ZM203 255V254H202ZM239 255H241V254H239ZM253 255V256H254ZM260 255V254H259ZM129 256V255H128ZM145 256H152V254H149V253H147V254H142L141 255V257H145ZM170 256H173V254L172 255H170ZM182 256V255H181ZM184 256V255H183ZM238 256V255H237ZM252 256V255H251ZM255 256H257V255H255ZM264 255L262 254L261 255V257H263ZM5 257V258H4ZM9 257V261H7V258ZM169 257V256H168ZM247 257H249L248 255H247ZM260 257V258H261ZM142 258V259H143ZM200 258H202V256L200 257ZM205 258V257H204ZM235 258V257H234ZM242 258V257H241ZM246 258V257H245ZM252 258V257H251ZM257 258H259L258 256H257ZM231 259V258H230ZM262 259V258H261ZM172 260V259H171ZM203 260V259H202ZM233 260L234 259H231V260H229L228 261V263L229 262H233ZM247 259H245L244 261H246ZM249 260V259H248ZM256 260H258V259H256ZM54 261V260H53ZM252 262H255V261H253V260H251ZM214 261H212V263H213ZM226 262V261H225ZM172 263H173V261H172ZM227 263V264H228ZM234 263V262H233ZM57 264V263H56ZM195 264V263H194ZM221 264H223L222 262H221ZM251 264V263H250ZM259 264H264V259H262L261 260V262L259 263Z\"/></svg>",
	"mask_w": 264,
	"mask_h": 264
},
{
	"label": "water",
	"instance_id": "water-1",
	"mask_svg": "<svg viewBox=\"0 0 264 264\" xmlns=\"http://www.w3.org/2000/svg\"><path fill=\"white\" fill-rule=\"evenodd\" d=\"M237 86L240 87L241 95L245 98H250L257 103H264V72H261L258 77L243 76L237 80ZM56 136L52 135L49 146L52 147L55 143ZM187 230H180L175 233L174 237H181L186 234H192Z\"/></svg>",
	"mask_w": 264,
	"mask_h": 264
},
{
	"label": "crops",
	"instance_id": "crops-1",
	"mask_svg": "<svg viewBox=\"0 0 264 264\" xmlns=\"http://www.w3.org/2000/svg\"><path fill=\"white\" fill-rule=\"evenodd\" d=\"M33 152H34V151H33ZM33 152H32V153H33ZM21 159L23 160V158H21ZM3 178H6V176H4ZM33 231H34V230H33Z\"/></svg>",
	"mask_w": 264,
	"mask_h": 264
}]
</instances>
